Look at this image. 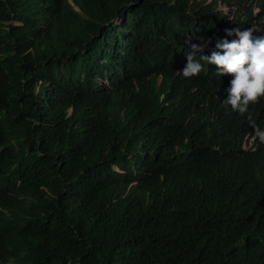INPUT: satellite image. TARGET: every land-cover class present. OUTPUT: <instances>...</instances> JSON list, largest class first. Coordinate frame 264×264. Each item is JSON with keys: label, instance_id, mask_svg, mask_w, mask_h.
<instances>
[{"label": "trees", "instance_id": "obj_1", "mask_svg": "<svg viewBox=\"0 0 264 264\" xmlns=\"http://www.w3.org/2000/svg\"><path fill=\"white\" fill-rule=\"evenodd\" d=\"M234 28L264 0H0V264H264V143L171 69Z\"/></svg>", "mask_w": 264, "mask_h": 264}, {"label": "clouds", "instance_id": "obj_2", "mask_svg": "<svg viewBox=\"0 0 264 264\" xmlns=\"http://www.w3.org/2000/svg\"><path fill=\"white\" fill-rule=\"evenodd\" d=\"M253 31V28L226 29L227 36L238 39L218 41L219 51L212 53L198 40L187 36L177 45L179 50L171 59V69L176 76L201 82L198 87L188 89L190 96H201L204 90L207 94L213 91L211 85L218 77L230 86L224 104L239 115L247 116L254 131L247 136L243 133L240 145L251 150L259 148L255 146L256 139L264 143V130L257 126L249 112L250 104L264 101V38L253 39ZM261 168L264 170V165Z\"/></svg>", "mask_w": 264, "mask_h": 264}]
</instances>
